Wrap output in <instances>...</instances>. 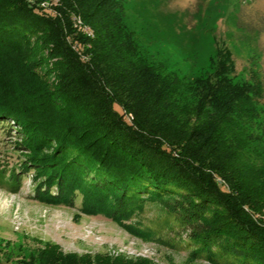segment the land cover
I'll use <instances>...</instances> for the list:
<instances>
[{
  "label": "trees",
  "instance_id": "1",
  "mask_svg": "<svg viewBox=\"0 0 264 264\" xmlns=\"http://www.w3.org/2000/svg\"><path fill=\"white\" fill-rule=\"evenodd\" d=\"M120 10V0H0V124L24 150L0 183L16 193L32 171L39 201L80 195L82 212L143 239L149 229L124 221L161 199L191 258L264 264L261 82H234L227 48L204 78L163 74L138 53ZM2 253L0 264H150L50 243L17 260Z\"/></svg>",
  "mask_w": 264,
  "mask_h": 264
},
{
  "label": "rangeland",
  "instance_id": "2",
  "mask_svg": "<svg viewBox=\"0 0 264 264\" xmlns=\"http://www.w3.org/2000/svg\"><path fill=\"white\" fill-rule=\"evenodd\" d=\"M126 29L133 32L138 53L186 82L214 71L219 50L232 54L234 82L251 75L261 82L264 106V0H120ZM46 5L45 3L42 4ZM49 80L52 75L46 76ZM19 138L8 124H0V168L8 175L23 159ZM32 171L21 174L13 193L0 183L1 255L17 260L46 243L64 253L137 257L150 264H218L191 258L185 232L168 231L164 201L146 199L124 222L151 231L143 239L102 215L81 211V197L73 205L52 206L34 195ZM167 225H166V224ZM181 236L183 239H180ZM183 240V241H182Z\"/></svg>",
  "mask_w": 264,
  "mask_h": 264
}]
</instances>
